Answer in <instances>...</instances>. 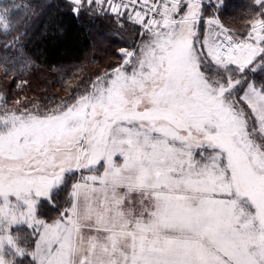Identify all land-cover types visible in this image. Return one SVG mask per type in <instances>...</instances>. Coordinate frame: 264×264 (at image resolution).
I'll return each mask as SVG.
<instances>
[{
    "label": "snow or ice",
    "instance_id": "snow-or-ice-1",
    "mask_svg": "<svg viewBox=\"0 0 264 264\" xmlns=\"http://www.w3.org/2000/svg\"><path fill=\"white\" fill-rule=\"evenodd\" d=\"M66 2L137 39L58 102L0 92V264H264V0Z\"/></svg>",
    "mask_w": 264,
    "mask_h": 264
},
{
    "label": "trees",
    "instance_id": "trees-1",
    "mask_svg": "<svg viewBox=\"0 0 264 264\" xmlns=\"http://www.w3.org/2000/svg\"><path fill=\"white\" fill-rule=\"evenodd\" d=\"M250 3L226 0L219 12L222 22L240 29ZM72 6L66 0H0L6 13L5 26H0V92L10 99L58 102L69 94L66 84L77 83L73 77L110 69L119 61L117 50L137 39L132 25L120 27L110 14L86 6L73 14ZM6 61H12L16 71L4 79ZM20 80L28 84L16 91Z\"/></svg>",
    "mask_w": 264,
    "mask_h": 264
},
{
    "label": "rangeland",
    "instance_id": "rangeland-1",
    "mask_svg": "<svg viewBox=\"0 0 264 264\" xmlns=\"http://www.w3.org/2000/svg\"><path fill=\"white\" fill-rule=\"evenodd\" d=\"M74 6V5H73ZM72 6V7H73ZM5 16H6V13H5V10L2 8V7H0V26H2V25H4L5 26ZM226 25V24H225ZM227 26V25H226ZM229 27V26H228ZM230 28H232V27H230ZM118 51V50H117ZM113 60H115V58H111L110 60H109V62H113ZM119 62V61H118ZM102 71H104V70H102ZM102 71H99L98 73H96V74H90L89 76H95V75H97V74H99V73H101Z\"/></svg>",
    "mask_w": 264,
    "mask_h": 264
}]
</instances>
